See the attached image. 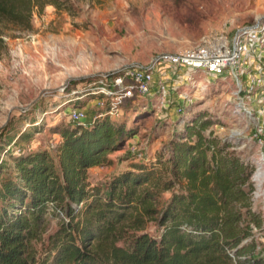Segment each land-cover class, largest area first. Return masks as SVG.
Masks as SVG:
<instances>
[{"label":"trees","instance_id":"obj_1","mask_svg":"<svg viewBox=\"0 0 264 264\" xmlns=\"http://www.w3.org/2000/svg\"><path fill=\"white\" fill-rule=\"evenodd\" d=\"M44 4L65 5L0 0V17L28 27L33 6ZM211 122L204 112L182 121L166 151L131 162L105 183L90 182L88 167L109 164L107 153L136 132L106 114L51 128L58 134L51 150L6 149L10 163L0 159V264H264L249 238L262 220L250 200L253 164L231 140L213 134ZM31 133L18 132L7 146ZM164 191L169 194L160 204ZM48 201L52 213L59 208L64 216L42 240ZM151 220L156 235L145 230ZM34 240L41 241V255Z\"/></svg>","mask_w":264,"mask_h":264},{"label":"rangeland","instance_id":"obj_2","mask_svg":"<svg viewBox=\"0 0 264 264\" xmlns=\"http://www.w3.org/2000/svg\"><path fill=\"white\" fill-rule=\"evenodd\" d=\"M64 3L56 8L50 4L33 6L28 27L0 17L2 162L9 164L7 154L16 149L39 145L51 150L58 139L51 128L71 123L64 114L70 104L85 106L93 114L97 107L88 89L98 82L102 72L131 60H148L162 50L178 51L209 31L229 36L236 26L257 21L263 47L253 54L251 65L243 67L240 88L228 77L209 79L193 72L190 80L179 82L177 87L187 94L188 101L181 103L182 98H176L175 93L167 94L163 102L156 94L123 100L120 113L112 119L125 121L136 132L120 148L107 153L109 164L87 171L90 182L105 183L131 162L152 158L158 149L166 151L168 139L180 129L181 122L204 112L212 120L208 129L231 140V148L253 164L250 200L262 220L259 226L251 227L249 238L255 242L253 252L264 257V0ZM27 129L32 132L28 140L7 146L8 138ZM131 142L134 150H130ZM168 194H160V204ZM45 216L42 240L61 218L50 210ZM145 230L153 235L159 231L152 220ZM40 242L34 240L33 246L41 255Z\"/></svg>","mask_w":264,"mask_h":264},{"label":"built area","instance_id":"obj_3","mask_svg":"<svg viewBox=\"0 0 264 264\" xmlns=\"http://www.w3.org/2000/svg\"><path fill=\"white\" fill-rule=\"evenodd\" d=\"M260 30L261 25L256 21L236 26L229 36L209 31L202 34L196 43L178 51L162 50L148 60H131L111 71L102 72L98 82L88 89L97 107L91 119L101 114L109 117L118 115L121 102L134 97L156 94L163 102L167 94L175 93L176 98H182L181 103L188 101L187 94L177 87L179 82L190 80L193 72L203 73L209 78L228 77L236 88H240L243 67L251 65L253 54L263 47L259 42ZM64 114L69 121L80 122L86 116V109L82 105L70 104ZM129 147L130 150L135 149L132 142ZM48 204L52 210V202L48 201ZM53 211L60 217L64 216L59 208H53Z\"/></svg>","mask_w":264,"mask_h":264},{"label":"crops","instance_id":"obj_4","mask_svg":"<svg viewBox=\"0 0 264 264\" xmlns=\"http://www.w3.org/2000/svg\"><path fill=\"white\" fill-rule=\"evenodd\" d=\"M86 115H87V118H89L90 115H92V114H89V111L86 110ZM92 167H94V166H90V167H88V169H89V168H92Z\"/></svg>","mask_w":264,"mask_h":264}]
</instances>
